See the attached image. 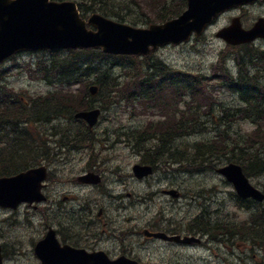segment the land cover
Returning <instances> with one entry per match:
<instances>
[{
    "label": "trees",
    "instance_id": "obj_1",
    "mask_svg": "<svg viewBox=\"0 0 264 264\" xmlns=\"http://www.w3.org/2000/svg\"><path fill=\"white\" fill-rule=\"evenodd\" d=\"M75 1L83 16L101 12L134 25L164 22L186 8V0ZM49 53V57L28 65V70L32 74L37 71L52 82L53 91L22 98L24 94L12 90L9 93L0 84V176L27 169L45 156L50 157L42 124L56 121L53 129L60 145L72 149L94 138L83 121L73 122L76 111L96 103L104 108L118 104L131 107L138 102L149 107L152 98L167 118L153 127L125 132L150 163L162 158L172 164L178 162V153L173 151L177 139L215 130L211 140H202L193 146L194 156L186 160V168L214 169L213 160L220 159L240 163L248 176L264 173V49L250 44L233 47L234 54L222 55L220 66L212 67L211 73L169 67L156 53L143 57L110 55L99 49ZM227 58L234 59L236 74L227 67ZM81 84L83 88L72 89ZM92 84L99 87L96 96L89 92ZM223 89L236 96L240 103L230 107L218 100V91ZM178 96L187 100L180 105ZM61 120L65 123L61 124ZM241 120H250L254 128L245 132L233 128ZM33 127L37 128L38 136L33 133ZM6 135L9 138L4 145L2 139ZM62 139L65 141L61 142ZM156 140L158 144L152 145ZM263 206L255 209L243 223L217 225L218 233L225 227L227 233L264 247ZM198 232L214 233L211 222L203 214L198 216Z\"/></svg>",
    "mask_w": 264,
    "mask_h": 264
},
{
    "label": "rangeland",
    "instance_id": "obj_2",
    "mask_svg": "<svg viewBox=\"0 0 264 264\" xmlns=\"http://www.w3.org/2000/svg\"><path fill=\"white\" fill-rule=\"evenodd\" d=\"M254 11L256 12L257 10L245 13L244 18L246 21L249 22L251 18L256 16ZM243 12L244 10H238L235 16L241 15ZM91 13H88V15ZM233 15L232 12L221 14L203 35L181 45H170L160 48L156 52V56L169 67L183 68L194 72H211L212 67L220 66L219 61L222 55L234 54L233 49L229 48L223 39L216 36V33L221 28L230 24ZM131 18H136L139 22L142 21L141 18L136 16H131ZM148 24L139 23L137 26L146 27ZM256 43V45L264 47V42ZM49 56L50 53L48 51L24 52L12 56L4 64L0 65V76H2V80L6 81V86L14 88L15 91L33 96L47 94L52 90L51 83L48 80L42 79L43 75L37 71H33L31 75L27 71L26 65L36 64L37 60ZM226 65L236 72L234 61L230 63L226 62ZM217 84L220 87V83ZM219 94V98L226 105L233 106L236 104V98L228 91L220 90ZM124 110H126V105H116V107H112L109 110L107 108L101 118L102 122L96 127V130L102 136L108 135V137H103L101 142L97 141V144L86 148L88 151H75L76 156L72 157L81 159L94 155V157L98 158L97 161L101 163L102 169L105 170V161L100 154L103 153L101 148L107 147L109 148L106 152L108 153L106 155L108 162L117 165V172L112 175L113 185L108 183L105 186L106 190L104 194L89 190L82 196H79L83 200H88L85 210L92 207L93 203L90 198H100L97 200V202H101L98 203L99 210L103 208L104 214L110 216L109 219L105 217L109 224L111 223V226L108 227L107 237L105 233L100 232L101 225L103 224L100 221L95 232L91 231L93 237L91 239L88 238L87 242L80 241L75 243L76 245L85 246L90 250L101 247L109 253L118 251L117 253L119 254L120 241L116 237H111V235H119L118 231L121 225L125 228L135 226V220H127L130 214L139 218V226L148 225L150 221H152V225H157L158 223L166 225L170 219L172 228H177V226L188 227L189 221L200 213L204 217L210 218L213 224L224 221L239 224L249 219L252 212L257 208V205L249 204V206H242L239 204L236 195H234L235 190L233 186L222 175L217 173L215 169H206L199 172L190 171L186 168V160L194 156L193 146L199 141L211 140L215 136V130H211L210 134L199 133L176 140L173 151L179 152L178 157L183 160L182 163L185 164V171L181 172L177 165L171 166L168 162L160 161L161 168H158V172L144 180H137L133 175L132 168L135 163L142 161L143 151H139L134 146L133 138H129L131 141L124 137L121 132L131 130L132 128L143 129L145 125L147 126L152 121L159 119L158 116L153 115L154 113H158V111L149 110L147 105L143 106L141 102L130 107L132 113ZM55 122L42 124L41 126L44 130V135L50 140L47 154L50 153L51 156L57 151H61L60 144L55 143V140L58 139L53 129ZM60 123L64 124L65 122L61 120ZM235 127L245 132L246 130L253 129L254 125L250 121L245 120L239 121V124L233 126V128ZM116 131L120 133V136L117 135ZM237 132L239 133L240 131ZM51 134L52 137L50 136ZM154 144L157 145L158 142L153 141L152 145ZM70 152L66 153L70 154ZM62 159L58 165V168H61L62 171H53L52 166V173L59 176L56 179L60 178L58 181L60 188L77 190V187L70 186L69 181H72L77 186H81L75 181L76 175L79 174L75 170L82 166V164L80 162H66V164L62 162ZM51 160L48 159L49 162ZM213 162L217 165L224 163L220 159L213 160ZM74 164L75 166H73ZM66 165L68 166L66 167ZM214 166L216 168V165ZM52 173L50 179L46 182L47 186L45 188V193L49 199L42 203L38 209L22 205L14 213L0 210V216L4 217L2 221L0 220V233L2 234V240L5 242L7 252L4 264H41L40 258L35 254L34 247L36 242L46 234L48 226L52 225L53 221V226L63 230V234L66 236L68 234L74 242H77L83 234H87L85 231L88 228V223H91V218L76 215L78 211L77 203L71 205L69 209L62 210V208H59L55 211L52 210L50 205V197L53 196L54 191V175ZM129 174L136 181L132 186L127 183L123 188V183H119L118 179L127 180L130 178ZM251 178V181L256 186L264 189V173ZM169 184L180 186L179 189L183 191L185 198L175 202H173V199L168 201L167 197L159 191ZM135 190L139 191L138 194L141 197L135 199V196L132 195V193L135 194ZM120 194L125 196L118 198ZM150 194L154 197L156 196L155 201L150 197ZM146 196L149 198L147 199ZM125 197L127 199H124ZM163 201H166L167 204L163 203ZM117 207L120 208L119 211H117ZM94 211H98V208H95ZM121 215L122 218L120 217ZM122 220L125 221V224ZM115 227H117V233H114L116 232ZM100 233L102 235L101 238H99ZM201 237H203L201 243L190 246L159 240L145 241L141 235H138V242L134 240L131 243L140 264H264V251L250 244L248 240H245L246 238H232L225 235L220 236L222 239L209 240L205 236L201 235ZM127 238L132 241L134 235L127 236Z\"/></svg>",
    "mask_w": 264,
    "mask_h": 264
},
{
    "label": "water",
    "instance_id": "obj_3",
    "mask_svg": "<svg viewBox=\"0 0 264 264\" xmlns=\"http://www.w3.org/2000/svg\"><path fill=\"white\" fill-rule=\"evenodd\" d=\"M255 1L187 0V9L178 17L143 28L98 13L86 20L81 17L78 5L71 0H0V63L12 54L27 49L102 48L111 54L147 55L160 46L188 41L194 32L197 36L201 35L220 12ZM88 25L96 29H89ZM217 36L231 44L252 42L264 37V20L260 19L251 29H244L240 18H234L232 24L221 29ZM91 90L96 93L97 87L93 86ZM99 115L100 109H94L79 112L77 117L85 118L93 126ZM135 170L140 178L153 171L152 167L142 165H137ZM220 172L234 184L240 196L263 200L264 195L251 185L240 165L231 163ZM46 176V167H40L11 177H1L0 204L16 207L22 201L45 199L40 191ZM150 235L168 238L162 232ZM36 253L45 264H113L106 261L101 253L87 254L69 246L60 247L53 230L36 245ZM114 264L134 263L120 258Z\"/></svg>",
    "mask_w": 264,
    "mask_h": 264
},
{
    "label": "flooded vegetation",
    "instance_id": "obj_4",
    "mask_svg": "<svg viewBox=\"0 0 264 264\" xmlns=\"http://www.w3.org/2000/svg\"><path fill=\"white\" fill-rule=\"evenodd\" d=\"M238 10L239 11L244 10V12L240 15V17H241V19L243 21L244 26L246 28H249L256 22V20L259 17H263L264 18V0H258L255 3H253V4L246 5V6L244 5V6L238 7L236 9H233L232 12L237 14ZM253 10H257L256 12L254 11L256 16L251 18V20L249 22L246 21L245 18H244L245 13L246 12L250 13ZM260 42H262V40H260ZM60 156H61V158H63L62 162H65V163L66 162L67 163L72 162V160L70 158L67 157V159H65L63 157L64 155L57 154L55 159H54V162L51 164V168L53 166V171H56V170H57L56 172H61L62 171L61 168H58L59 162L61 160V159H59ZM91 161L94 162L95 159L91 158ZM67 166L68 165H66V167ZM73 166H75V164ZM75 172H79V174L76 175L75 181L77 183H79L81 186H77L72 181H69V182H70V186L71 187H77L78 188L77 190H65L63 188H60L59 187V183H58L60 178L56 179L59 176L57 174L54 175L52 173L54 175V191H53V196L50 197V200H51V204L50 205H51L53 211L59 209L60 207H62V210L69 209V207L71 205H74L76 203V199H77L78 196H81L83 193H86L89 190H94L95 193H103L104 194V191H105L104 190V186L107 185L108 179H107V176L104 174V172L101 169H98V170L97 169H92L91 168V163L87 162V163H84V165L80 166L77 170H75ZM85 173H96L97 175H99L100 176L99 183H97V184H87V185L86 184H82L80 182L81 181L80 176L82 174H85ZM168 191H169V189H167V186H165L163 188V190H162L163 193H166ZM178 194H179L177 196L178 199H181L182 197H184V194L182 192H178ZM48 199H49V197H48ZM90 199H91V201L93 203L92 207L90 209L85 210V206L87 204V201H86L85 204L81 203V205H79L77 207L78 211L76 212L77 216L78 215L81 216V217L82 216H87V217L91 218V223H88V228L85 231V232H87V234H83L81 237H79V240L77 242H74L70 238V236L68 234H67V236L63 234L64 233L63 230L55 227L56 231H57V234H58V236L60 237V239H61V241L63 243H70L71 245L78 246L75 243H78L80 241L87 242L88 238L91 239L93 237L91 235V231L95 232V229L97 228L98 223L100 221L103 222L101 227L108 225V223L105 221L104 217H107V219H109L110 216L108 214H103V210H104L103 208L101 209V212H99V215H95V212H94L95 208L98 206V203H101V202H97V200L100 199V198L96 199V197H93V198H90ZM25 205L29 206V207H32L34 209H38L39 206H40V205L37 206V205H33V204H25ZM73 210H74V208H73ZM119 210H120V208L117 207V211H119ZM3 219L4 218L0 217L1 221ZM52 224L54 225V221H53ZM110 226H111V223H110ZM110 228H112V227H110ZM145 228H149L151 231L162 230V231H165V232L169 233L170 235H172V234H181L182 235L183 233H181V232H185L183 234V236L188 235L187 232H186V226L185 227L177 226V228H172L170 219H169V223L166 224V225H161L160 223H158L157 225H152V221H150ZM145 228L140 230L139 226H138V223H136L134 227L130 226V230L129 231H130V233L134 234V238L132 239V241L135 240V241L138 242V234H139L140 231H141V234H142V232H143V230ZM193 229L195 230L196 235H198V217H196L194 219V227H193ZM100 230L101 231H105L106 228H101ZM115 230H116V232L118 231L117 227H115ZM122 230H123V228L120 227L118 232L120 233ZM194 233H189V234H194ZM135 236H137V237H135ZM116 238L120 241L121 249H120V253L119 254L117 253L118 251H112L111 252L112 255L133 256L135 254L134 249H133V245L131 243L132 241L130 239H128L127 237L122 236V235H120V238L119 237H116ZM147 239H153V238H147ZM0 243L3 246L5 245V242L2 240V234L1 233H0ZM78 247H85V246H78Z\"/></svg>",
    "mask_w": 264,
    "mask_h": 264
},
{
    "label": "bare ground",
    "instance_id": "obj_5",
    "mask_svg": "<svg viewBox=\"0 0 264 264\" xmlns=\"http://www.w3.org/2000/svg\"><path fill=\"white\" fill-rule=\"evenodd\" d=\"M176 153H178V154H179V152H176Z\"/></svg>",
    "mask_w": 264,
    "mask_h": 264
}]
</instances>
